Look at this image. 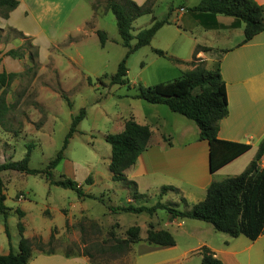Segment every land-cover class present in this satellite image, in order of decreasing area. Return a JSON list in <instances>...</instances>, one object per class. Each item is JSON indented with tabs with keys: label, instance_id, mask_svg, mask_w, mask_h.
<instances>
[{
	"label": "crops",
	"instance_id": "obj_1",
	"mask_svg": "<svg viewBox=\"0 0 264 264\" xmlns=\"http://www.w3.org/2000/svg\"><path fill=\"white\" fill-rule=\"evenodd\" d=\"M17 1V6L7 17L0 13V28H14L29 37L37 47L39 62L45 61L46 64L52 60L57 67L59 60L53 54L58 50L59 55L66 57L68 66L92 71L96 76L108 77L105 69L115 65L111 69V75L115 73L122 57L118 56L109 63L103 52L109 44H122L116 22L111 19V23H108L104 18L106 10L95 13L90 0ZM133 1L142 4L146 0ZM200 1L156 0L149 19H143V24L137 28L133 26L135 34L150 25L152 17L161 19L154 13L158 7H162V17L169 13V22L159 28L145 46H149L154 53L158 49L165 53L164 56L180 60L171 61L165 73L162 70V73L157 71L153 75L139 77V83L147 86L171 81L192 68L190 62L193 57L197 62L202 61L208 69L219 63L225 83L228 112L219 120L217 136L222 140L248 144L250 148L211 172L209 144L207 140L199 138V128L193 120L171 111L165 104L134 98L132 95L135 93L126 95L124 99L128 101L125 102V112H105V118L111 123V130L107 133L121 132L125 121L132 118L138 124L148 126L151 136L147 148L125 171L126 177L135 182L140 196L133 198L130 189L125 187L127 198L123 205L150 207L160 202L179 210L189 209L204 200L212 182L241 173L254 158L264 139V31L242 43L244 24L241 22L238 26H233L234 17L216 14L214 20L217 25L211 26V17L206 13L189 11L190 7L198 5ZM255 1L264 7V0ZM137 20L141 19L134 22H138ZM97 30L109 33L104 46L100 44ZM4 35L5 33L0 38V73L20 74L25 69L24 59L2 54L20 47L23 39L4 38ZM198 46L207 50H196ZM135 85L134 81L130 83L133 89ZM235 170L237 172H232ZM17 186L20 183L15 182L13 187ZM163 186H173L177 191L167 190L161 193ZM14 193L15 190L12 191ZM7 198L8 194H5L4 205L10 209L6 218L0 213V253L6 255L18 250L19 219L16 208L24 213L21 218L23 235L28 239L36 235L43 243L47 242L51 235V225L42 229L39 225L32 224L20 197L11 204L6 202ZM109 212L113 215L122 213ZM131 214L141 218L130 226L140 228L142 239L148 229H165L172 234L175 244L161 246L148 244L143 240L132 243L128 264H191L193 256L199 259V263L197 260L195 264H200L198 250L203 246L212 251L222 264H264V232L254 240L244 235L231 237L215 230L208 222L173 216L166 209L160 208L152 213ZM39 218L41 219L40 214ZM66 219V215L61 220L58 216L53 224L62 230ZM116 224L123 230L124 237L125 230L130 226L125 227L119 222ZM76 240L80 246L85 245L80 243L79 237L73 239ZM66 251L53 249L49 253L32 245L27 264H92L88 256L70 251L66 254Z\"/></svg>",
	"mask_w": 264,
	"mask_h": 264
},
{
	"label": "rangeland",
	"instance_id": "obj_2",
	"mask_svg": "<svg viewBox=\"0 0 264 264\" xmlns=\"http://www.w3.org/2000/svg\"><path fill=\"white\" fill-rule=\"evenodd\" d=\"M90 2L96 11L105 10V0ZM161 9L158 7L154 14L163 18ZM149 16L137 18L141 20L133 22V26L137 28ZM104 18L108 23L111 19L115 21L109 10H106ZM106 33L109 36L108 31ZM9 36L18 38L12 33ZM106 51L103 53L111 63L118 56L123 57L126 48L109 44ZM25 52L24 71L3 91L9 110L4 127L0 126V163L10 159L20 160L31 143L29 167L44 169L62 148L72 117L84 109L83 119L68 138L63 158L52 169V178H70L82 186L84 193L93 197L79 196L72 189L50 184L41 174L6 170L0 173L4 193L8 194L6 202L11 204L21 195L32 224L42 229L51 225L49 233L53 232L54 239L50 247L54 250L76 253L87 249L92 264H128L130 250L121 253L108 248L112 244L110 232L122 237L123 230L116 222L128 227L141 218L127 212L114 215L109 212L112 211L109 207L126 203L127 190L120 182L111 179L108 167L110 145L103 134L111 130L105 112H125L128 100L124 98L135 93L136 88L110 83L111 69L115 65L105 69L108 77H102L92 71L68 66L66 57L59 55L58 50L53 54L59 60L57 67L52 60L46 64L45 61L39 62L37 56L31 60L28 54L35 52V47L27 46ZM171 61V57L157 56L149 46L140 47L127 58L129 84L132 81L138 84L139 77L150 76L157 71L165 73ZM263 162L264 157L259 162L260 166ZM88 176L91 177L90 184L85 181ZM15 182L20 186L13 187ZM63 215L67 219L61 230L53 222L58 216L61 220ZM75 237H79L80 243L85 245L80 246L77 240L73 241ZM37 239L36 235L31 239L35 247ZM50 247L45 246L43 251L47 252ZM197 260L199 263L197 256H193L190 262L195 264Z\"/></svg>",
	"mask_w": 264,
	"mask_h": 264
},
{
	"label": "trees",
	"instance_id": "obj_3",
	"mask_svg": "<svg viewBox=\"0 0 264 264\" xmlns=\"http://www.w3.org/2000/svg\"><path fill=\"white\" fill-rule=\"evenodd\" d=\"M156 0H146L142 4H137L133 0H105V10H109L115 17L118 34L121 44L126 48V53L119 61L117 69L110 76L111 84L127 85L130 87L127 78V58L130 53L140 47L148 45L164 24L169 22V13L161 19L152 17L150 25L133 33V22L143 16L151 15ZM18 4L17 0H0V13L7 17L8 13ZM96 13V8L92 5ZM189 11L206 13L211 17V26H216L214 16L223 14L235 18L233 26L244 24L242 43L250 40L254 35L264 31V7L255 0H201ZM14 37L23 39V44L16 49H10L2 55L23 58L26 47H35V52H30L29 58L33 60L37 56V47L31 39L21 31L14 28L1 29L0 38ZM97 35L101 46H104L108 39L104 30H97ZM134 40V42H132ZM207 50L203 46H198L196 50ZM158 55H165L161 50L155 49ZM1 54V52H0ZM172 61L180 60L171 58ZM1 60V56H0ZM191 69L185 70L179 77L154 85H135L136 92L134 98L143 99L150 103H161L169 107L173 112L184 115L193 120L199 128V138L207 140L209 144V168L214 172L229 163L239 155L246 152L250 145L222 140L217 136L218 123L221 118L227 115V95L225 83L221 77L219 63L212 69L205 67L202 61L197 62L193 57L190 62ZM16 73H0V126L4 127V120L9 110V105L3 96V91L10 85L17 76ZM84 109L72 117L70 128L66 134L62 148L50 160L44 169H34L29 167L30 149L33 144H28V150L20 160H8L0 163V173L5 170H13L24 174H41L50 184L74 190L79 196L93 197L89 193H84L82 186L70 178L54 180L52 169L63 158V150L67 145L68 138L76 130V126L83 119ZM151 131L148 126L138 124L132 118L125 121L124 128L119 133H106L104 139L110 145L109 170L111 179L120 182L124 187L130 189L133 198L140 195L137 193L136 184L129 180L125 171L131 167L138 155L147 148ZM165 138V137H164ZM264 157V139L260 142L256 154L248 166L239 174L226 177L221 181L212 182L207 188L206 197L201 202L191 206L189 209L179 210L170 205L155 203L153 206H135L132 204L109 207L113 212L152 213L156 209H166L171 215L202 220L210 223L215 230L226 233L231 237L244 235L254 240L264 232V163L260 166V160ZM86 183H91V177L85 179ZM4 184L0 175V213L6 218L8 207L4 205L5 193ZM167 190L177 191L173 186H163L160 192ZM18 215V250L6 255L0 253V264H27L31 256L33 241L23 235L24 226L21 221L24 213L20 208H16ZM8 235V232H7ZM54 235L51 232L49 240L43 243L37 239V249L43 251L45 246L50 247L53 243ZM109 249L124 253L130 250L131 244L143 240L148 244L169 246L175 244L172 234L165 229H148L144 239L140 237V228L136 225L125 230L124 237H119L110 232ZM47 252H53L50 247ZM80 254L91 257L87 249L79 251ZM198 253L201 256L202 264H222L213 252L207 247H200ZM69 254V251H66Z\"/></svg>",
	"mask_w": 264,
	"mask_h": 264
},
{
	"label": "built area",
	"instance_id": "obj_4",
	"mask_svg": "<svg viewBox=\"0 0 264 264\" xmlns=\"http://www.w3.org/2000/svg\"><path fill=\"white\" fill-rule=\"evenodd\" d=\"M20 197H21V195H20Z\"/></svg>",
	"mask_w": 264,
	"mask_h": 264
}]
</instances>
